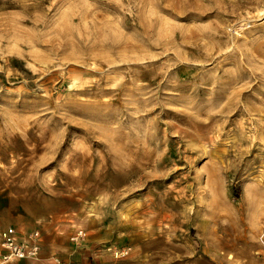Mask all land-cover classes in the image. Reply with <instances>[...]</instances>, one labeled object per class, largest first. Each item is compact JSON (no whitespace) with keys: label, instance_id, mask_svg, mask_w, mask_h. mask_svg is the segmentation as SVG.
<instances>
[{"label":"rangeland","instance_id":"rangeland-1","mask_svg":"<svg viewBox=\"0 0 264 264\" xmlns=\"http://www.w3.org/2000/svg\"><path fill=\"white\" fill-rule=\"evenodd\" d=\"M8 226L82 228L117 264H264V0H0Z\"/></svg>","mask_w":264,"mask_h":264},{"label":"crops","instance_id":"crops-1","mask_svg":"<svg viewBox=\"0 0 264 264\" xmlns=\"http://www.w3.org/2000/svg\"><path fill=\"white\" fill-rule=\"evenodd\" d=\"M50 240L41 245L38 257L24 259L13 264H117L109 261L106 255L95 250L86 240L78 243L56 244ZM54 255L58 257L54 258Z\"/></svg>","mask_w":264,"mask_h":264},{"label":"built area","instance_id":"built-area-1","mask_svg":"<svg viewBox=\"0 0 264 264\" xmlns=\"http://www.w3.org/2000/svg\"><path fill=\"white\" fill-rule=\"evenodd\" d=\"M84 236V230L79 228L70 236V240L78 243ZM40 250L41 239L38 229L23 233L15 227L8 226L0 231V264H13L19 260L36 258Z\"/></svg>","mask_w":264,"mask_h":264}]
</instances>
